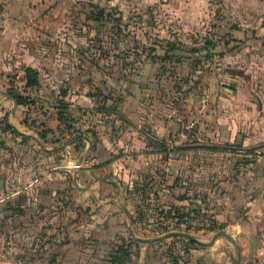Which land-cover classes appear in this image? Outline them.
Returning a JSON list of instances; mask_svg holds the SVG:
<instances>
[{"label": "rangeland", "instance_id": "374dc122", "mask_svg": "<svg viewBox=\"0 0 264 264\" xmlns=\"http://www.w3.org/2000/svg\"><path fill=\"white\" fill-rule=\"evenodd\" d=\"M16 1L22 49L0 81L30 96L21 152L36 145L37 174L70 165L64 244L43 243L45 221L6 244L10 264H264V0H201L197 17L192 0ZM218 231L235 241L209 244Z\"/></svg>", "mask_w": 264, "mask_h": 264}, {"label": "crops", "instance_id": "0c3cea01", "mask_svg": "<svg viewBox=\"0 0 264 264\" xmlns=\"http://www.w3.org/2000/svg\"><path fill=\"white\" fill-rule=\"evenodd\" d=\"M203 1L204 3L207 2L211 8L214 6L211 0ZM1 2L0 73L3 72V67H7V64H9L8 68L15 66L14 63L17 62V59H14V56L20 55L22 47L19 42L24 38L20 32H17L19 28L18 19L12 16L15 2L17 1L1 0ZM191 2V12L189 14L197 17L198 8L196 6L200 4L201 0H192ZM176 7L178 8V5ZM176 7L173 9H176ZM260 7L258 3L257 6L255 5V10ZM249 10L250 8L248 7ZM262 15L261 12H258L256 17H261ZM197 21L200 23V20ZM183 25H187L186 22ZM236 29L228 27L227 32L232 35ZM6 59H11L14 63ZM29 106L15 102V99L9 95L8 91L3 90V84L0 81V240L7 235L9 244H19L22 238L29 236L32 232L34 234V229L40 223L45 224L47 222L48 227L42 230L44 231L42 232L43 243L64 244L62 235H66V228L62 224L61 210L58 208L53 210V207H55L54 203L60 189L66 187V184L63 185L62 183L64 179L66 180V177L62 176L61 170L58 168L68 167L70 163L50 166L38 174L36 173V145L32 144L30 147L28 144L25 147L26 151L22 150L21 152V141L26 144L29 143L30 138L33 142L36 140V134L32 132L33 130L28 123L29 119L27 117L30 114L27 111H29ZM49 120L51 124L48 122ZM46 123L52 129H56L60 124L59 120L54 116H51ZM25 137L27 140H24ZM44 149L55 151L56 148L44 146ZM30 157L32 161H30ZM99 165L105 166V162L98 164L97 167ZM57 170L59 171L57 172ZM77 189L81 192L84 191L85 187L83 186V189H79L77 186ZM242 231L243 229L240 233H243ZM238 235L236 236V244L242 247L245 246L243 252L251 250L249 241L246 238L239 241ZM259 240L261 239L257 236L252 237V244H255V247H252L255 248L254 252L257 250L260 252L264 249V246L261 245L264 244V241L261 240L260 242ZM66 256L62 260V264L67 261ZM238 258L241 260V257ZM11 262L12 260L6 258V256L0 257V264H10Z\"/></svg>", "mask_w": 264, "mask_h": 264}, {"label": "trees", "instance_id": "16d2710c", "mask_svg": "<svg viewBox=\"0 0 264 264\" xmlns=\"http://www.w3.org/2000/svg\"><path fill=\"white\" fill-rule=\"evenodd\" d=\"M25 71H26V77H25V83H24V88H32V87H35L39 84V78H38V71L31 67V66H27L25 68ZM8 93L9 95L16 99L17 102L19 104H24V105H29L30 104V96L28 95H25L23 94L22 92H19L17 89L15 88H9L8 90ZM59 120H62V118H60V116L58 117ZM62 122V121H61ZM60 122V123H61ZM49 132H54V129L52 128H47L43 131V136H46ZM84 138V135L82 136H74L72 139L74 140H77V141H82V139ZM72 141V140H71ZM137 154V153H136ZM263 154V153H262ZM111 161L107 162V163H110ZM213 229V228H212ZM178 235V234H177ZM189 239L192 241V242H197L195 240V238H193L192 236H188Z\"/></svg>", "mask_w": 264, "mask_h": 264}, {"label": "water", "instance_id": "95a60500", "mask_svg": "<svg viewBox=\"0 0 264 264\" xmlns=\"http://www.w3.org/2000/svg\"><path fill=\"white\" fill-rule=\"evenodd\" d=\"M15 102H17L16 99H15ZM90 148H91V145L89 146L88 151L90 150ZM83 159H84V155H81L79 157L78 161H77V165L78 166L83 162ZM74 182H75L76 186L80 187L79 184H78L77 176H75ZM174 233L183 234V235H187V236H192L191 234L186 233V232H174ZM219 236H224L231 242L235 241L234 237L231 236L229 233H227V232H219L218 231L212 236V239L210 240L209 244H213ZM235 264H242L240 258H235Z\"/></svg>", "mask_w": 264, "mask_h": 264}, {"label": "built area", "instance_id": "2783aa9c", "mask_svg": "<svg viewBox=\"0 0 264 264\" xmlns=\"http://www.w3.org/2000/svg\"><path fill=\"white\" fill-rule=\"evenodd\" d=\"M1 0H0V11H1ZM258 154L261 155L262 151L258 150ZM9 238L7 235L3 236V238L0 240V257H5L6 256V251H7V245L9 244Z\"/></svg>", "mask_w": 264, "mask_h": 264}]
</instances>
